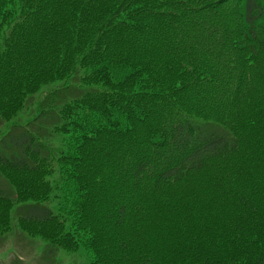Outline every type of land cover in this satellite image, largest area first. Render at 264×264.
I'll use <instances>...</instances> for the list:
<instances>
[{
    "label": "trees",
    "instance_id": "trees-1",
    "mask_svg": "<svg viewBox=\"0 0 264 264\" xmlns=\"http://www.w3.org/2000/svg\"><path fill=\"white\" fill-rule=\"evenodd\" d=\"M0 124V234L264 264V0H0Z\"/></svg>",
    "mask_w": 264,
    "mask_h": 264
},
{
    "label": "rangeland",
    "instance_id": "rangeland-1",
    "mask_svg": "<svg viewBox=\"0 0 264 264\" xmlns=\"http://www.w3.org/2000/svg\"><path fill=\"white\" fill-rule=\"evenodd\" d=\"M61 88L60 84L53 85L49 89L55 87ZM70 95L68 99L78 95L81 90L71 85ZM72 89L74 92L72 94ZM68 90V91H69ZM67 90H61L62 93L68 94ZM47 92V91H45ZM5 133L0 124V135ZM56 144L59 143L58 138H54ZM0 188L6 191L14 190L11 184L5 179L0 172ZM53 207V204H49ZM51 248H49V246ZM92 253L84 248L78 251L54 248L46 240L39 237H31L20 230L17 224V216L13 215V230L6 234H0V264H90Z\"/></svg>",
    "mask_w": 264,
    "mask_h": 264
}]
</instances>
